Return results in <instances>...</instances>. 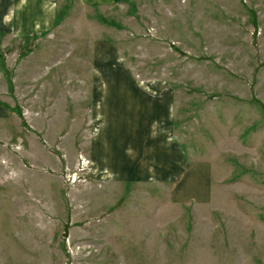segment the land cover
Wrapping results in <instances>:
<instances>
[{
	"label": "rangeland",
	"instance_id": "1",
	"mask_svg": "<svg viewBox=\"0 0 264 264\" xmlns=\"http://www.w3.org/2000/svg\"><path fill=\"white\" fill-rule=\"evenodd\" d=\"M0 264H264V0H0Z\"/></svg>",
	"mask_w": 264,
	"mask_h": 264
},
{
	"label": "crops",
	"instance_id": "2",
	"mask_svg": "<svg viewBox=\"0 0 264 264\" xmlns=\"http://www.w3.org/2000/svg\"><path fill=\"white\" fill-rule=\"evenodd\" d=\"M80 1L82 3H86V4L93 5V4H110V3L113 4L115 2H118L119 0H80ZM26 4L28 5V3H26ZM53 23H55V22H53ZM21 25H22L21 29H24V26H23L22 23H21ZM140 90H143L144 91V89H142V88Z\"/></svg>",
	"mask_w": 264,
	"mask_h": 264
}]
</instances>
